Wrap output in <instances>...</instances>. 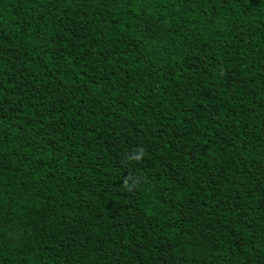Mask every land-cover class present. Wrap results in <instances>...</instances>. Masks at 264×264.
<instances>
[{"label": "trees", "instance_id": "1", "mask_svg": "<svg viewBox=\"0 0 264 264\" xmlns=\"http://www.w3.org/2000/svg\"><path fill=\"white\" fill-rule=\"evenodd\" d=\"M0 264H264V0H0Z\"/></svg>", "mask_w": 264, "mask_h": 264}]
</instances>
